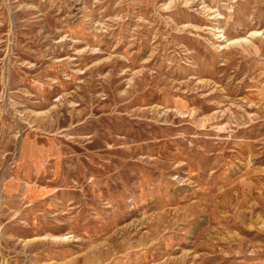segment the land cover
Here are the masks:
<instances>
[{
	"label": "rangeland",
	"instance_id": "1",
	"mask_svg": "<svg viewBox=\"0 0 264 264\" xmlns=\"http://www.w3.org/2000/svg\"><path fill=\"white\" fill-rule=\"evenodd\" d=\"M0 264H264V0H0Z\"/></svg>",
	"mask_w": 264,
	"mask_h": 264
},
{
	"label": "bare ground",
	"instance_id": "2",
	"mask_svg": "<svg viewBox=\"0 0 264 264\" xmlns=\"http://www.w3.org/2000/svg\"><path fill=\"white\" fill-rule=\"evenodd\" d=\"M63 238H65V237L63 236ZM63 238H61V239H63Z\"/></svg>",
	"mask_w": 264,
	"mask_h": 264
}]
</instances>
